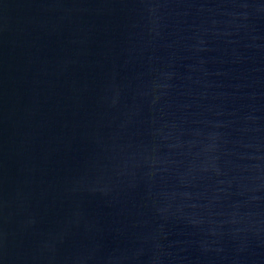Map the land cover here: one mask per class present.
I'll list each match as a JSON object with an SVG mask.
<instances>
[{
    "label": "water",
    "instance_id": "obj_1",
    "mask_svg": "<svg viewBox=\"0 0 264 264\" xmlns=\"http://www.w3.org/2000/svg\"><path fill=\"white\" fill-rule=\"evenodd\" d=\"M0 264H264V0H0Z\"/></svg>",
    "mask_w": 264,
    "mask_h": 264
}]
</instances>
